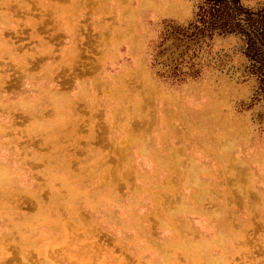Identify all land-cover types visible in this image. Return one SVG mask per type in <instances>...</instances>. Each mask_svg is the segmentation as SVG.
<instances>
[{
    "label": "rangeland",
    "instance_id": "obj_1",
    "mask_svg": "<svg viewBox=\"0 0 264 264\" xmlns=\"http://www.w3.org/2000/svg\"><path fill=\"white\" fill-rule=\"evenodd\" d=\"M200 2L0 0V264H264L242 38L161 40Z\"/></svg>",
    "mask_w": 264,
    "mask_h": 264
},
{
    "label": "trees",
    "instance_id": "obj_2",
    "mask_svg": "<svg viewBox=\"0 0 264 264\" xmlns=\"http://www.w3.org/2000/svg\"><path fill=\"white\" fill-rule=\"evenodd\" d=\"M241 0H201L197 6L194 21L185 26L174 25L163 34L162 41L172 38L177 41L204 42L210 40L213 35L226 36L237 35L242 38V55L248 65L245 68L249 76H253L257 82L256 91L264 92V11L250 12L242 8ZM242 16V17H241ZM240 18V19H239ZM240 20L243 25L240 24ZM245 27L250 29L248 32ZM158 47L161 46V43ZM187 48V47H186ZM180 65V63H178ZM176 66L172 69L170 77L176 81H182L186 74L176 72ZM195 74L193 71L191 73ZM193 76V75H192Z\"/></svg>",
    "mask_w": 264,
    "mask_h": 264
},
{
    "label": "bare ground",
    "instance_id": "obj_3",
    "mask_svg": "<svg viewBox=\"0 0 264 264\" xmlns=\"http://www.w3.org/2000/svg\"><path fill=\"white\" fill-rule=\"evenodd\" d=\"M191 177V176H190ZM225 223V222H224ZM205 247V246H204ZM208 253V252H207ZM210 258V257H209Z\"/></svg>",
    "mask_w": 264,
    "mask_h": 264
}]
</instances>
